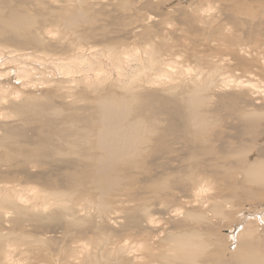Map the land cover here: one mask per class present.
<instances>
[{"label": "bare ground", "instance_id": "1", "mask_svg": "<svg viewBox=\"0 0 264 264\" xmlns=\"http://www.w3.org/2000/svg\"><path fill=\"white\" fill-rule=\"evenodd\" d=\"M131 258L264 264V0H0V264Z\"/></svg>", "mask_w": 264, "mask_h": 264}, {"label": "rangeland", "instance_id": "2", "mask_svg": "<svg viewBox=\"0 0 264 264\" xmlns=\"http://www.w3.org/2000/svg\"><path fill=\"white\" fill-rule=\"evenodd\" d=\"M174 3H172V4H169V5H166V6H172ZM134 6V7H133ZM138 6V7H137ZM95 9H97V6L96 7H94ZM128 8H132V10H133V12H136V11H138L139 10V5H138V3L136 2V4H133L132 6L130 5ZM165 10V9H164ZM142 14H145L146 12H145V9H143L142 11ZM185 60V59H187V57H186V55H185V57H182V60ZM228 133H226V136H229L230 134H228ZM225 136V135H224ZM93 208V207H92ZM68 220V219H67ZM97 225H99L97 228H101V226H100V224L97 222ZM107 234H109L110 236L112 235L111 234V232H106ZM106 234V236H108ZM225 234V233H224ZM99 239H103V237H100ZM132 259V264H138V262H140L139 264H143V262H141V261H139V260H137V259H133V258H131ZM136 260V261H135ZM146 264H148L147 262H145Z\"/></svg>", "mask_w": 264, "mask_h": 264}]
</instances>
